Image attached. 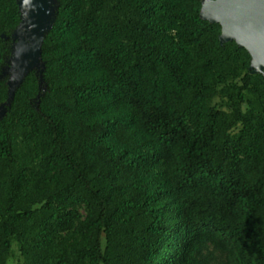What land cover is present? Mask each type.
<instances>
[{"label": "trees", "instance_id": "16d2710c", "mask_svg": "<svg viewBox=\"0 0 264 264\" xmlns=\"http://www.w3.org/2000/svg\"><path fill=\"white\" fill-rule=\"evenodd\" d=\"M201 1L56 0L0 119V264H264V77Z\"/></svg>", "mask_w": 264, "mask_h": 264}, {"label": "water", "instance_id": "95a60500", "mask_svg": "<svg viewBox=\"0 0 264 264\" xmlns=\"http://www.w3.org/2000/svg\"><path fill=\"white\" fill-rule=\"evenodd\" d=\"M19 23L13 30L11 53L1 77L7 75V99L0 104V119L14 97L15 90L32 71L38 76L39 89L44 93V63L41 45L51 30L58 4L56 0H15ZM202 20L218 24L219 42H234L250 57L249 71L264 77V0H202Z\"/></svg>", "mask_w": 264, "mask_h": 264}, {"label": "rangeland", "instance_id": "374dc122", "mask_svg": "<svg viewBox=\"0 0 264 264\" xmlns=\"http://www.w3.org/2000/svg\"><path fill=\"white\" fill-rule=\"evenodd\" d=\"M14 255L9 259L8 264H19V260L17 258V253L14 251Z\"/></svg>", "mask_w": 264, "mask_h": 264}]
</instances>
